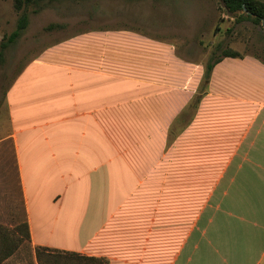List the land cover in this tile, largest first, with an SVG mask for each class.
I'll return each instance as SVG.
<instances>
[{
    "label": "crops",
    "instance_id": "crops-1",
    "mask_svg": "<svg viewBox=\"0 0 264 264\" xmlns=\"http://www.w3.org/2000/svg\"><path fill=\"white\" fill-rule=\"evenodd\" d=\"M103 8L72 17L5 95L0 149L17 170L0 185L20 190L33 252L264 264V60L223 57L205 80L210 58L158 15ZM179 148L200 149L196 177L178 173ZM180 179L201 181L199 206Z\"/></svg>",
    "mask_w": 264,
    "mask_h": 264
},
{
    "label": "rangeland",
    "instance_id": "rangeland-1",
    "mask_svg": "<svg viewBox=\"0 0 264 264\" xmlns=\"http://www.w3.org/2000/svg\"><path fill=\"white\" fill-rule=\"evenodd\" d=\"M119 6H124L127 12H153L155 16L158 15L156 18L159 17L163 34L176 37L182 44L192 43L195 61L206 64L211 57H221L226 48L264 60V20L261 24L251 20L238 21L227 11L222 0H43L29 3L21 10L16 9L15 0H0L1 40L17 28L22 15L29 18L28 27L7 49L5 61L0 63V137L8 130L5 106L7 89L26 63L44 47L71 33L76 22L72 17L93 12L92 8L115 9ZM4 151L6 154H3ZM4 151L0 149V179L3 180L17 170L9 149ZM177 152L178 173L188 172V178L196 177L194 174L199 165H194V161L199 162L200 149L189 150V154H186L188 151L179 148ZM8 183V180L0 182ZM178 187L194 194L195 206L201 204V181L180 179ZM5 188L0 185V256L14 249L13 254L18 253L23 264L26 260L32 264L36 255L22 223L25 210L22 211L19 200L20 190L17 188L10 192ZM58 264H71V259L63 258Z\"/></svg>",
    "mask_w": 264,
    "mask_h": 264
},
{
    "label": "trees",
    "instance_id": "trees-1",
    "mask_svg": "<svg viewBox=\"0 0 264 264\" xmlns=\"http://www.w3.org/2000/svg\"><path fill=\"white\" fill-rule=\"evenodd\" d=\"M43 0H15V7L21 10L25 5ZM227 11L235 16L238 21L251 20L255 24H261L264 20V0H222ZM29 25V18L27 15H22L19 19L17 28L9 35L4 36L0 41V63L5 61L7 49L14 44L22 35L23 31ZM242 54L236 50L226 48L222 51L221 57H211L206 66L205 80H209L213 67L216 63L221 61L223 57H241ZM26 230V236L30 238V232L28 224H24ZM14 249L6 251L0 256V264L11 256ZM36 255L39 264H58L61 259H71V264H107L104 258L85 256L77 252H68L55 249H49L46 247L36 248Z\"/></svg>",
    "mask_w": 264,
    "mask_h": 264
}]
</instances>
